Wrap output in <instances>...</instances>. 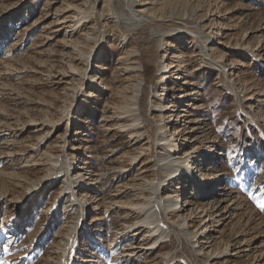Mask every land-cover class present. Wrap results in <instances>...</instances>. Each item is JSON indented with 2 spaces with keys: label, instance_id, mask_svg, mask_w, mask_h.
I'll use <instances>...</instances> for the list:
<instances>
[{
  "label": "rangeland",
  "instance_id": "374dc122",
  "mask_svg": "<svg viewBox=\"0 0 264 264\" xmlns=\"http://www.w3.org/2000/svg\"><path fill=\"white\" fill-rule=\"evenodd\" d=\"M0 264H264V0H0Z\"/></svg>",
  "mask_w": 264,
  "mask_h": 264
},
{
  "label": "bare ground",
  "instance_id": "6f19581e",
  "mask_svg": "<svg viewBox=\"0 0 264 264\" xmlns=\"http://www.w3.org/2000/svg\"><path fill=\"white\" fill-rule=\"evenodd\" d=\"M206 38L205 40H201L199 43V48L202 53V57H206ZM209 55H207L208 57ZM163 68L165 67L164 65L162 66ZM140 84V83H139ZM139 84H137L134 89V96H133V105L138 104V92H139ZM136 108V109H135ZM131 108L130 110L134 113H136V110L138 109L137 107ZM129 110V109H128ZM128 112V111H127ZM133 113V114H134ZM138 124V118H132V124H127L123 128H126L125 130L132 131L133 129H136V126ZM167 127L165 123H161L158 125V130H159V135L160 137L158 138V141H162V147L164 152L158 153V161L161 162V168L163 169L162 171L165 173L166 179L164 180H169V178L174 177L177 175L178 177L182 176L183 173L186 174L187 177H192L195 182L197 183L196 189L194 190L196 195L199 197L201 195L204 196L205 192L207 191L204 182L199 180L196 174V171H194V164L195 158L191 156L190 153L187 152V150L184 148L183 151L177 155H175V151L173 150L174 147H176L175 144V139L173 134H166L167 133ZM133 133V132H132ZM201 157V160H206L207 156L204 153ZM209 158V157H208ZM199 165H196L195 167H198ZM154 185V184H153ZM159 186V185H158ZM206 187V188H205ZM192 191V192H194ZM179 201L176 200V198L166 200L164 204L160 203V206L164 208L165 211L171 209L175 210L177 209V204ZM187 203L184 205L186 206ZM155 210L151 209V211L147 212V215L143 218V222L147 225H152V229H155L154 231H157L159 228L158 223L153 219ZM179 225L183 228H186V221L184 218L179 217L178 219ZM186 236L190 239V241L195 244V238H196V233L193 232H186ZM161 237L162 234H160ZM224 249L223 251H225ZM221 251L220 253H222Z\"/></svg>",
  "mask_w": 264,
  "mask_h": 264
}]
</instances>
